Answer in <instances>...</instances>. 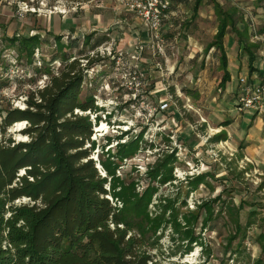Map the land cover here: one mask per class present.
<instances>
[{"label": "rangeland", "instance_id": "rangeland-1", "mask_svg": "<svg viewBox=\"0 0 264 264\" xmlns=\"http://www.w3.org/2000/svg\"><path fill=\"white\" fill-rule=\"evenodd\" d=\"M196 1L184 0L176 8V16L164 26L166 46L162 49L163 55L158 50L160 45L154 43L149 44L151 49L141 56L138 66L145 73L144 89L147 91L144 103L135 105L127 102L125 91L116 88L120 74L114 65L110 73L107 60L91 68L86 90L89 89L92 95L97 94L96 106L100 111L97 118L96 115L83 114L95 129L91 137L95 140V149L89 158L96 163L101 177L106 175L100 161L116 160L115 177L133 181L135 191L140 195L146 188L145 175L149 167L155 165L157 159L170 154L172 149L176 150L177 162L172 171L174 181L158 187L148 210H158L160 197L173 199L178 194L176 208L181 218L187 211H195L201 202L217 197L220 200L214 204V219L203 227L202 215L195 225L194 234L201 244H191L190 250L186 248L187 241L180 239V234H174L170 226H162L157 233L160 234L159 249L151 252L155 261L160 264H256L264 241V189H259V185L264 184V175L258 167H245L234 158L228 160V146L210 149L214 137L211 135L215 133L213 129L223 124L227 115H236L238 111L232 102L234 80L228 84L229 92L219 88L222 72L219 71L217 51L207 49L213 42L220 19L213 13L211 0H201L197 13L193 14ZM217 2L221 13H231L233 8L236 10L233 16L236 29L242 31L245 27L251 39L264 26V19L255 13L253 2ZM53 33L62 35L63 43L68 35L79 37L80 41L83 36L88 37L89 43L84 45V50L101 41L97 50L102 53L110 45L111 51L125 54L133 51L139 41H147L145 30L133 16L119 11L116 0H0V38L3 34H39L43 43L35 59L48 62L54 47L53 38L47 34ZM227 36L235 39V35L228 30L223 39L227 56L232 59L235 54L232 55L226 46ZM252 41L256 43L255 39ZM67 53L79 58L73 47ZM107 54L102 57L108 59ZM12 57V52L4 56L6 71L0 65V75L9 79V83L0 90V106L11 105L20 109L24 107V93L43 87L48 78L42 77L37 84L27 85L30 68L25 60L17 63ZM35 65L39 66V62ZM52 65L56 72L59 62ZM86 93L84 91L83 95ZM160 105H167V108L159 112ZM232 108L236 109L233 113ZM102 123L107 128L106 132H97L95 127L99 128ZM23 128L24 125L16 127L15 124L6 132L18 142L22 138L17 132ZM157 129L164 131L155 135ZM235 131L239 132L238 129ZM139 135L140 147L135 154L124 157L122 161L112 158L117 142L127 144ZM185 175H192L190 178L203 176L204 180L190 191ZM181 201H184L183 205ZM232 205L236 214L230 215L227 207ZM236 215L237 229L232 218Z\"/></svg>", "mask_w": 264, "mask_h": 264}, {"label": "trees", "instance_id": "trees-1", "mask_svg": "<svg viewBox=\"0 0 264 264\" xmlns=\"http://www.w3.org/2000/svg\"><path fill=\"white\" fill-rule=\"evenodd\" d=\"M183 1L178 0L172 9ZM263 1L256 0L258 9L262 8ZM200 2L196 1L193 14L197 13ZM216 8L220 20L207 49L217 51L222 72L218 86L222 90L230 81L223 38L231 30L240 42L242 33L237 31L231 14L221 13L219 6ZM243 30L246 31L245 27ZM263 31L264 26L258 34ZM47 36L53 38L54 47L48 62L35 59L43 43L39 34H3L0 38L1 66L5 65V54L12 52L17 63L25 60L30 68L27 85L33 86L42 77L48 78L43 87L24 93L23 108L0 106V264H160L151 252L159 249L160 234L157 233L164 225V228L170 226L174 234H180L182 241H187L188 250L193 243L201 244L194 234L195 225L202 215L203 227L214 219L218 197L201 202L195 211H187L181 218L176 208L178 194L173 199L160 197L158 210H148L158 187L174 181L176 150L172 149L149 167L146 188L140 195L133 181L115 177L116 160L100 161L106 175L101 177L96 163L89 158L96 143L91 139L92 122L83 114L96 115L100 110L95 104L97 94L86 90L88 74L103 60L109 62L111 73L116 52L107 59L97 51L101 41L84 50L88 37L83 36L80 41L79 37L68 35L63 43L62 35ZM242 45L248 56V73L252 74V50L257 47ZM72 47L79 58L67 53ZM37 61L39 66L35 65ZM57 62L59 67L54 72L52 64ZM8 83L9 79L0 75V90ZM22 122L24 128L17 134L26 140L16 142L6 131ZM140 140L141 135L127 144L117 142L112 158L122 161L135 154ZM203 178L186 177L187 188L193 191ZM234 208L227 207L230 215L236 214ZM232 218L237 229V215ZM260 249L256 264H264V241Z\"/></svg>", "mask_w": 264, "mask_h": 264}, {"label": "built area", "instance_id": "built-area-1", "mask_svg": "<svg viewBox=\"0 0 264 264\" xmlns=\"http://www.w3.org/2000/svg\"><path fill=\"white\" fill-rule=\"evenodd\" d=\"M178 0H116L119 11L124 14L133 16L140 24L141 28L147 33V41H139L134 45V50L128 53L116 52L113 59V65L120 74V82L117 89L125 91L127 102L137 104L144 103L146 97L145 73L143 68L138 64L141 61L143 53L151 49L149 44L160 45L159 53L163 55L162 49L166 46L164 37V26L174 17L172 7ZM258 40L257 36L253 37ZM144 42V43H143ZM264 42V40H262ZM112 47H108L107 51L97 50L100 56H111ZM96 100H98L96 98ZM125 100V101H126ZM124 101V102H125ZM96 104V102H95ZM167 105H160L159 112L164 111ZM235 108L238 112L250 111L253 113L264 114V83L255 77L240 76L238 77V92ZM95 130V129H94ZM164 130L157 129L155 135H161ZM171 132V131H170ZM192 175H185L189 177Z\"/></svg>", "mask_w": 264, "mask_h": 264}, {"label": "crops", "instance_id": "crops-1", "mask_svg": "<svg viewBox=\"0 0 264 264\" xmlns=\"http://www.w3.org/2000/svg\"><path fill=\"white\" fill-rule=\"evenodd\" d=\"M248 1L254 3L255 13L261 14V12L264 11V1L262 2L261 5L263 6H260L262 7L260 9L257 8L258 6L256 0H248ZM211 2L213 4L212 7L213 13L217 18L218 9L216 8V6L220 7V4L217 2V0H211ZM178 6H176L175 9L178 8ZM233 10L235 9L233 8L231 10V13H228L229 11H225L223 13L231 14L233 17L234 16V14H232ZM235 13H237L236 10ZM174 16H176V11H174ZM260 18L264 19V13L260 15ZM238 32L242 33V35H239V38L241 39L240 42H238V38L236 37L235 31H231L232 35H235V39H233L230 36H227L226 38V46L229 47L230 52L233 53L232 55L235 54V57L231 56L233 58L229 59L227 56V51H225L227 57V71L230 75L229 82H232L234 80V87H233L234 95L232 96L233 98L232 102H234L233 108H235L237 92H238V77L240 76H248L250 78L255 77L264 83V44L262 42V40H264V31L257 35L258 40H256V43L252 41V39L254 38L251 39L247 29L246 31L242 30ZM243 43H247L248 45H252V46L255 45V47H257L252 50L253 58H254L251 64L253 69L252 74L248 73L249 72L248 56L247 53L243 51V45H242ZM229 82L226 83L227 89H226V85L222 89L225 92H229L228 91ZM233 108L231 110L232 113L233 110H236ZM236 129H238L239 132L237 131L234 132V130ZM213 130L215 131V133L211 135L214 137L212 139L213 141L212 144L210 145L211 146L210 149L213 150L214 148H219L217 146H223V147L224 145L228 146V151H227L228 160L230 158H234L237 159V162H241L245 167L248 168L253 167L254 169L258 167V169L264 175V114L245 111L243 112V114L242 113L239 114L237 112L236 115L233 116L232 114L227 115L225 122H223V124H219V126L214 128ZM227 140H229L230 142H227ZM217 150L219 154L220 151L219 149ZM223 156H226V153L223 154ZM259 189L263 190L264 184L261 183L259 185Z\"/></svg>", "mask_w": 264, "mask_h": 264}, {"label": "bare ground", "instance_id": "bare-ground-1", "mask_svg": "<svg viewBox=\"0 0 264 264\" xmlns=\"http://www.w3.org/2000/svg\"><path fill=\"white\" fill-rule=\"evenodd\" d=\"M23 125H24L23 122H22V123H17V124H16V127H21V126H23ZM95 128H96L97 132H101V131H102V132H106V129H107L104 123H102L101 126H100L99 128H98V126H96ZM21 138H22L21 141H25V140H26L24 136H21Z\"/></svg>", "mask_w": 264, "mask_h": 264}]
</instances>
